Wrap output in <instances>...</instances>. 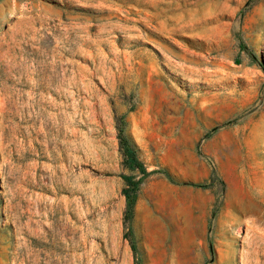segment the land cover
I'll return each instance as SVG.
<instances>
[{"label":"rangeland","instance_id":"1","mask_svg":"<svg viewBox=\"0 0 264 264\" xmlns=\"http://www.w3.org/2000/svg\"><path fill=\"white\" fill-rule=\"evenodd\" d=\"M136 260L264 264V0H0V264Z\"/></svg>","mask_w":264,"mask_h":264},{"label":"trees","instance_id":"2","mask_svg":"<svg viewBox=\"0 0 264 264\" xmlns=\"http://www.w3.org/2000/svg\"><path fill=\"white\" fill-rule=\"evenodd\" d=\"M118 139L120 141V148L123 150L124 155L126 157L125 159V165L130 168L131 170H140L141 172H145V167L143 163L139 160L137 156V151L135 148H133L127 139L123 136V130H120ZM124 181L126 182L128 188L123 190V195L126 198V218L127 215L133 214L134 212V199L131 195L132 191L137 189L138 182L134 181V178L132 176H123L122 177ZM131 250L134 254L137 252V247L135 243H131ZM136 264H139V260H136Z\"/></svg>","mask_w":264,"mask_h":264}]
</instances>
